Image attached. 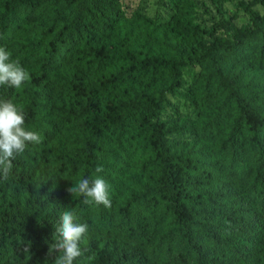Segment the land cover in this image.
<instances>
[{
  "label": "trees",
  "instance_id": "obj_1",
  "mask_svg": "<svg viewBox=\"0 0 264 264\" xmlns=\"http://www.w3.org/2000/svg\"><path fill=\"white\" fill-rule=\"evenodd\" d=\"M166 1L0 0L30 76L0 100L41 137L0 174V264H54L65 210L89 226L74 264H264V0L227 39L191 14L218 0ZM96 176L111 207L67 191Z\"/></svg>",
  "mask_w": 264,
  "mask_h": 264
},
{
  "label": "clouds",
  "instance_id": "obj_2",
  "mask_svg": "<svg viewBox=\"0 0 264 264\" xmlns=\"http://www.w3.org/2000/svg\"><path fill=\"white\" fill-rule=\"evenodd\" d=\"M30 79L29 73L18 60L10 59V53L0 47V86L7 85L20 88ZM41 137L35 131L25 127V113L11 100H0V174L6 178L12 169V161L22 154L28 144H39ZM103 171L102 166L95 169L96 173ZM110 185L100 176L82 178L73 187L67 189L72 196L84 197L87 205H104L111 207L109 198ZM77 217L73 211L65 210L60 216L59 227L55 229V242L49 246V254L54 250L60 253L54 264H74L84 256L80 242L89 232L86 223H76Z\"/></svg>",
  "mask_w": 264,
  "mask_h": 264
},
{
  "label": "rangeland",
  "instance_id": "obj_3",
  "mask_svg": "<svg viewBox=\"0 0 264 264\" xmlns=\"http://www.w3.org/2000/svg\"><path fill=\"white\" fill-rule=\"evenodd\" d=\"M249 0H218L196 3L191 12L196 23L207 30L213 29L214 38H230L231 25L241 28L249 24V16L244 12L243 6ZM127 12L139 10L146 17L157 20L169 15V7L166 0H121ZM254 11L259 15L264 14V6H256ZM182 109L180 112L182 113ZM187 119L183 114L179 117Z\"/></svg>",
  "mask_w": 264,
  "mask_h": 264
}]
</instances>
